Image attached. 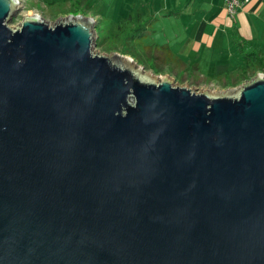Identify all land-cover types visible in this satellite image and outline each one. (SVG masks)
<instances>
[{
  "label": "water",
  "instance_id": "95a60500",
  "mask_svg": "<svg viewBox=\"0 0 264 264\" xmlns=\"http://www.w3.org/2000/svg\"><path fill=\"white\" fill-rule=\"evenodd\" d=\"M15 4L0 0V264H264V73L195 88L94 49L91 15L8 23Z\"/></svg>",
  "mask_w": 264,
  "mask_h": 264
},
{
  "label": "crops",
  "instance_id": "0c3cea01",
  "mask_svg": "<svg viewBox=\"0 0 264 264\" xmlns=\"http://www.w3.org/2000/svg\"><path fill=\"white\" fill-rule=\"evenodd\" d=\"M78 3L86 9L78 12L99 16L109 10L114 19L124 17L129 25H141L133 41L143 44L136 50L146 49L149 56V52H158V45L168 46V56L178 59L171 60L173 68L178 66L176 71L189 62L197 63L192 68L196 71L214 72L222 77L224 71H238L243 61L237 47L241 38L254 42L252 46L264 55V0H243L232 12H227L225 0H79Z\"/></svg>",
  "mask_w": 264,
  "mask_h": 264
},
{
  "label": "rangeland",
  "instance_id": "374dc122",
  "mask_svg": "<svg viewBox=\"0 0 264 264\" xmlns=\"http://www.w3.org/2000/svg\"><path fill=\"white\" fill-rule=\"evenodd\" d=\"M77 1H71L68 3L66 0H18L17 4H15L14 9L12 10L10 16L7 18L8 23H16L22 13L25 12H37L42 15L44 18L48 20L54 19L58 15H64L65 13H76L79 10L85 11L84 4L78 3ZM90 6V5H89ZM93 6H96L93 5ZM111 12L109 10L102 11V14L99 16L94 15L93 17V25H94V32L92 36V47L94 49L100 51H118L127 54H131L132 60L136 63H140L142 67L145 69L146 72L150 73L151 75H157L159 73L167 74L173 81L184 82L188 85H191L195 88H207L212 90H218L225 87H230L235 85L237 82L243 79L240 77L239 74L242 70L244 72V68L240 69L238 72H230L232 74L231 77L224 83V79L221 74H216L214 72L207 73L204 70H194L192 69L195 62H189L183 70L176 71L175 69L178 67L176 66L173 68L172 64L162 63L160 64V70H153L150 64L157 62L159 64V60L149 57L147 53L144 51L137 49V46L141 45L140 41H132V39L127 38V33L132 30L133 25H129V20L127 18H113L110 16ZM114 16V15H113ZM132 19V18H131ZM117 25L119 27H117ZM136 26V25H135ZM137 29H133L135 31ZM97 41V43H96ZM262 41V40H261ZM254 42L247 41L246 50H251V46L254 45ZM135 46V47H134ZM264 49V41L262 45ZM253 53L257 56L254 58L250 56L249 63H248V72L255 71H262L264 73V63L260 65H256V60L261 59L262 56L258 51L257 48H252ZM264 52V50H263ZM135 57L140 61H137ZM234 63V62H233ZM159 65V66H160ZM236 67V66H235ZM233 67V68H235ZM254 68V69H252ZM211 69V68H210ZM254 70V71H253ZM182 72V73H181ZM252 73V74H253ZM243 74V73H242ZM237 79V80H236ZM232 80V81H231ZM231 81V82H230Z\"/></svg>",
  "mask_w": 264,
  "mask_h": 264
},
{
  "label": "trees",
  "instance_id": "16d2710c",
  "mask_svg": "<svg viewBox=\"0 0 264 264\" xmlns=\"http://www.w3.org/2000/svg\"><path fill=\"white\" fill-rule=\"evenodd\" d=\"M117 27H119L118 25H117ZM141 25L140 26H133L132 27V30L130 31V33H127V38H130V39H132V41H133V39H134V36H135V31H133V29H137V31H139L140 29H141ZM136 31V32H137ZM142 34H143V32H142ZM135 41H137V40H135ZM141 42V41H140ZM96 43H97V41H96ZM143 44V42H141V45ZM246 44H247V40L246 39H240L239 41H238V43H237V47H238V49L241 51V53H242V55H243V61L238 65V68H239V70L240 69H243L244 68V72H242V70H241V72H240V74H239V76L240 77H247V76H249L250 74H252L253 72L251 71V72H248L249 74H247L246 72H247V70H248V68L249 67H247L248 66V63H249V58H250V56H253L254 58H257V56L253 53V51L254 50H256V49H252L253 48V46H251V50L249 49V50H246L247 48H249V47H246ZM153 46L155 47L156 46V44H153ZM158 47H160V48H158L159 50H158V52H156L155 54H152V52H149V56H151L152 58H155V59H158L159 60V64L157 63V62H154L153 64H150L149 63V65L151 66V68L153 69V70H160V67H161V65L160 64H162V63H166V64H172V62H171V60H178V59H176V58H174L173 57V55H169L168 56V54H169V51H168V46H166V45H164V44H160V45H158ZM258 51V50H257ZM259 52V51H258ZM131 55V54H130ZM153 55H154V57H153ZM132 56V55H131ZM133 57V56H132ZM261 59H257L256 60V65H260V64H262V63H264V57H260ZM135 59L137 60V61H139L136 57H135ZM140 62V61H139ZM196 64L197 63H195L194 65H193V67H195L196 66ZM160 65V66H159ZM172 66H174L173 64H172ZM192 67V68H193ZM184 67H181V68H179V70H182ZM249 69H251V68H249ZM252 69H254V68H252ZM237 70V68L235 69V71ZM238 70V71H239ZM178 71V70H177ZM238 71H236V72H238ZM254 71V70H253ZM230 73V71H224V72H222V75H223V79H224V83L228 80V78L229 77H231V75L232 74H229ZM234 73L235 72H233V75H234ZM243 73V74H242ZM243 77V78H244ZM237 80V79H236ZM232 81V80H231ZM230 81V82H231Z\"/></svg>",
  "mask_w": 264,
  "mask_h": 264
},
{
  "label": "built area",
  "instance_id": "2783aa9c",
  "mask_svg": "<svg viewBox=\"0 0 264 264\" xmlns=\"http://www.w3.org/2000/svg\"><path fill=\"white\" fill-rule=\"evenodd\" d=\"M243 0H225V8L227 12H232L235 7Z\"/></svg>",
  "mask_w": 264,
  "mask_h": 264
},
{
  "label": "bare ground",
  "instance_id": "6f19581e",
  "mask_svg": "<svg viewBox=\"0 0 264 264\" xmlns=\"http://www.w3.org/2000/svg\"><path fill=\"white\" fill-rule=\"evenodd\" d=\"M16 2H18V0H16ZM124 55H126V54H124ZM121 57H125V56H121Z\"/></svg>",
  "mask_w": 264,
  "mask_h": 264
},
{
  "label": "clouds",
  "instance_id": "9594fccd",
  "mask_svg": "<svg viewBox=\"0 0 264 264\" xmlns=\"http://www.w3.org/2000/svg\"><path fill=\"white\" fill-rule=\"evenodd\" d=\"M92 16V15H91Z\"/></svg>",
  "mask_w": 264,
  "mask_h": 264
}]
</instances>
